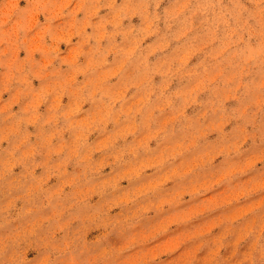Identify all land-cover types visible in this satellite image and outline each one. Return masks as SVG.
I'll return each mask as SVG.
<instances>
[{
	"label": "rangeland",
	"instance_id": "obj_1",
	"mask_svg": "<svg viewBox=\"0 0 264 264\" xmlns=\"http://www.w3.org/2000/svg\"><path fill=\"white\" fill-rule=\"evenodd\" d=\"M0 264H264V0H0Z\"/></svg>",
	"mask_w": 264,
	"mask_h": 264
}]
</instances>
